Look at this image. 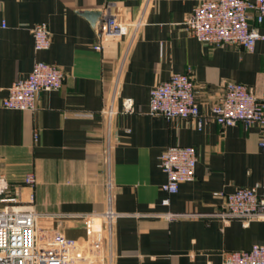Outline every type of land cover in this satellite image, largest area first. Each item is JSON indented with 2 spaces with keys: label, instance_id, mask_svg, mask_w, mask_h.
<instances>
[{
  "label": "crops",
  "instance_id": "1",
  "mask_svg": "<svg viewBox=\"0 0 264 264\" xmlns=\"http://www.w3.org/2000/svg\"><path fill=\"white\" fill-rule=\"evenodd\" d=\"M200 1L0 0L7 26L0 35V176L21 201L32 196L40 233L83 243L81 216L110 206L119 214L110 234L100 216L95 222L104 234V264H222L225 252L264 244L263 221L224 223L217 215L223 200L214 195L264 183L260 129L210 119L199 129L193 120L149 113L151 88L172 73L191 77L202 114L227 82L260 92L264 43L252 51L199 43L183 23ZM104 11L142 25L132 40L130 28L96 51L100 18L83 14L101 12L102 20ZM37 23L50 32L46 51L33 47ZM35 61L61 69V88L40 92L34 111L3 108L7 89ZM174 145L193 147L197 162L193 180L168 194L159 156ZM27 173L33 187L22 183Z\"/></svg>",
  "mask_w": 264,
  "mask_h": 264
},
{
  "label": "built area",
  "instance_id": "2",
  "mask_svg": "<svg viewBox=\"0 0 264 264\" xmlns=\"http://www.w3.org/2000/svg\"><path fill=\"white\" fill-rule=\"evenodd\" d=\"M103 13L97 27L98 42L93 46L96 51L106 40L126 35L130 28L132 40L142 25L140 18L134 22L120 21L111 13ZM183 25L203 45L240 46L252 51L258 41L264 43V0H202L192 8ZM6 27L5 21L0 20V35ZM31 34L35 51L49 49L50 32L45 23L35 24ZM63 79L64 74L56 65L35 61L28 76L13 82L7 89L1 106L9 110L34 111L38 94L59 90ZM198 93L187 73H172L151 88L149 113L166 120H193L199 129L208 119L220 126L237 123L245 127L257 126L260 129L258 145L264 156V83L258 94L244 84L225 83L208 114L200 112ZM123 110H132L129 100H124ZM196 162L193 147H167L159 156V167L166 176L161 189L174 194L179 184L193 180ZM22 183L33 187L34 174L27 173ZM214 195L223 200L217 215L224 223L238 220L248 226L252 221L264 222V183ZM99 216L110 234L119 214L108 206ZM99 216H81L86 223L83 243L67 239L59 232L40 233L39 214L34 210L32 196L28 201H21L5 177L0 176V264H104V234L101 228H95ZM164 217L169 220L179 218L176 214H165ZM222 264H264V244H255L245 251L225 252Z\"/></svg>",
  "mask_w": 264,
  "mask_h": 264
},
{
  "label": "water",
  "instance_id": "3",
  "mask_svg": "<svg viewBox=\"0 0 264 264\" xmlns=\"http://www.w3.org/2000/svg\"><path fill=\"white\" fill-rule=\"evenodd\" d=\"M83 15L86 16L87 18H89L93 22L96 21L95 19L100 18L98 20V23L101 22V12H86Z\"/></svg>",
  "mask_w": 264,
  "mask_h": 264
}]
</instances>
